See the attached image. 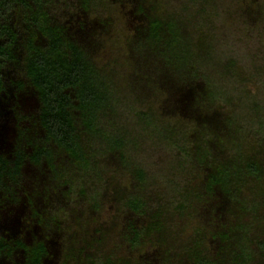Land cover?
I'll return each mask as SVG.
<instances>
[{
  "label": "trees",
  "instance_id": "16d2710c",
  "mask_svg": "<svg viewBox=\"0 0 264 264\" xmlns=\"http://www.w3.org/2000/svg\"><path fill=\"white\" fill-rule=\"evenodd\" d=\"M53 1L0 0V99L20 58L25 79L11 152L0 154V212L26 204L41 224L108 202L145 220L129 222L118 239L131 252L149 244L151 261L94 256L85 264H264L260 0L250 10L241 0H150L126 39L122 69L98 66L90 53L97 28L82 23L69 34ZM79 1L86 13L103 2ZM24 95L35 105L22 117ZM27 166L37 175L28 192ZM191 178L199 180L192 187ZM194 217L202 224L183 237L176 220ZM16 248L25 256L18 264H42L48 254L41 241ZM14 251L0 237V260Z\"/></svg>",
  "mask_w": 264,
  "mask_h": 264
},
{
  "label": "rangeland",
  "instance_id": "374dc122",
  "mask_svg": "<svg viewBox=\"0 0 264 264\" xmlns=\"http://www.w3.org/2000/svg\"><path fill=\"white\" fill-rule=\"evenodd\" d=\"M53 3L56 20L68 28L69 34L80 28L82 23L85 25V31L92 27L97 28L96 39L93 41L95 46L90 48V53L98 66L122 69L125 63L126 39L132 35L136 25L144 22L145 13L143 12L150 10L151 1L136 3V0H103L96 14L83 12L79 0H54ZM251 3V0H241L239 7L250 10L254 6ZM256 7L264 8V0L258 1ZM100 20L107 24L106 28L100 25ZM21 65L20 58L16 64L6 70L5 84L8 97L0 99V154L7 157L11 152L12 139L17 133L16 115L13 111L15 97L19 93V84L25 82ZM27 96L24 95V97ZM24 102L23 107L20 104L18 109L22 117L29 116L28 113L35 105V99L27 97ZM157 159V157L152 158L153 162H157ZM158 161L162 163V167H170L171 162L168 160ZM26 169L24 175L29 174V177L24 183V188L28 192V189L35 186L37 175L30 174L33 168L27 166ZM198 181L196 178H191L189 185L192 187ZM129 183V178L122 180L125 188L129 186ZM34 211L39 217L41 212L38 209H30L26 204L3 205L0 212V237L9 242L15 251L11 257L4 256L0 264L22 263L25 256L16 248V243L21 242L30 246L39 241L45 243L48 251L42 264H76V262L85 264L86 258L94 256H100L102 259L107 257L115 258V260L126 259L130 262L142 258L152 260L153 254L149 244L131 252L126 242L119 241V231L129 222H135L137 226H141L145 224V220L132 217L125 209L120 210L117 204L104 203L101 210L96 213L90 208H82L79 214L82 219H77L70 210H67L68 219H65V215L58 216L52 213L46 220L41 219V224ZM176 221L181 235L186 238L192 235L194 228L202 224L198 217ZM103 236L104 239H102Z\"/></svg>",
  "mask_w": 264,
  "mask_h": 264
}]
</instances>
